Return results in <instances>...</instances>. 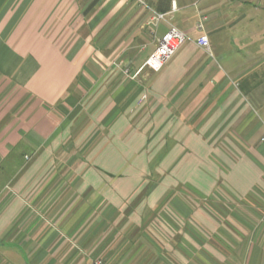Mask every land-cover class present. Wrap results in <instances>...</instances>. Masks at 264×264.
<instances>
[{"label":"crops","instance_id":"0c3cea01","mask_svg":"<svg viewBox=\"0 0 264 264\" xmlns=\"http://www.w3.org/2000/svg\"><path fill=\"white\" fill-rule=\"evenodd\" d=\"M97 259L264 264L263 2L0 0V264Z\"/></svg>","mask_w":264,"mask_h":264},{"label":"built area","instance_id":"2783aa9c","mask_svg":"<svg viewBox=\"0 0 264 264\" xmlns=\"http://www.w3.org/2000/svg\"><path fill=\"white\" fill-rule=\"evenodd\" d=\"M257 1L264 3V0ZM165 19V14L153 12L148 24L150 27L156 28L161 22L165 21ZM186 42L187 36L185 33L177 28L170 29L167 34L158 40L156 51L148 58L142 69L149 68L155 71L161 70ZM197 46L205 51H210V41L208 36L202 34L197 39ZM93 264L106 263L102 259H97Z\"/></svg>","mask_w":264,"mask_h":264}]
</instances>
